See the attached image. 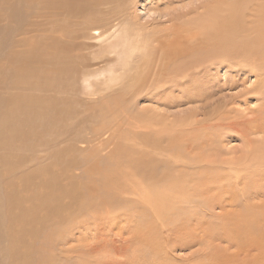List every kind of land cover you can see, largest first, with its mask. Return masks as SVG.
I'll list each match as a JSON object with an SVG mask.
<instances>
[{"label":"bare ground","instance_id":"bare-ground-1","mask_svg":"<svg viewBox=\"0 0 264 264\" xmlns=\"http://www.w3.org/2000/svg\"><path fill=\"white\" fill-rule=\"evenodd\" d=\"M126 1L0 0V229H12L8 223L12 222L17 212L21 215L24 226H29L34 220L29 208H24L25 204L22 205L19 195L15 194L16 183L18 189L25 185L26 191H29L27 181L18 179V174L14 178L13 175L10 176L14 172L21 173V167L28 162V159H22L25 157L23 153L18 154L16 149L46 147L59 140L62 135L67 136V133L71 136H67V141L72 147L75 140L84 138L69 125L71 114L80 110L79 106L74 108L69 104L84 101L79 98H64L62 95L64 92H74L80 79L83 80L85 89H102V93H108V96L102 95V100H106L103 105L109 108L113 107L121 95L147 98L150 94H164L163 92L169 93L175 89L182 91L185 81L197 79L199 72H207L209 67L223 65L234 66L236 69H253L259 78L258 90L264 94V0L263 6L256 8L254 12L255 19L248 20L245 18L247 0L227 1L230 5L228 7H225L228 4L226 0H215L209 4H201L200 7L198 5L203 11L195 12L190 24L196 29V33L190 31L188 41L175 48L156 45L159 40L158 32L136 24L134 18L130 20ZM257 3H260L259 0ZM35 9L43 15L52 13L55 16L52 18L56 20L50 19L55 21L53 26H47L49 21L41 29L51 31L54 36L40 37V34L38 38L31 40L32 36L28 35L26 26L28 19L35 15ZM251 15L253 14L250 17ZM172 19L176 21V16L172 15ZM77 25L78 29L75 28ZM89 39L102 47L100 67L84 64L81 53L73 54L74 48H88L90 44L86 40ZM100 76L103 81L92 84V79H100ZM226 85L232 87L235 84L232 82ZM262 107L250 122L254 126L245 128L246 136H249L250 131V134L264 133V105ZM154 116L152 117L155 118ZM224 117L228 119L226 115ZM82 119L87 121L88 118ZM212 123L213 126L207 124L208 128L219 125V122ZM148 127L149 130L141 139L151 149H141L138 159L130 162L132 172L138 179L128 185L129 189L123 192L119 190L121 198L138 203L135 210H138L141 221L150 226L138 233V248L137 251L134 250L136 253L130 264H174L170 258L173 249L167 240L190 234L194 242H209L211 239L208 237H211L228 242L229 246L236 248L229 257L224 252L216 251L211 264H264V238L261 235V227L264 225V211H261V206L264 207V169L261 168H264V160L230 166L221 164L223 167L220 165L222 168L217 170L220 172L216 171L218 174H207L209 171L200 173L206 162L187 158L196 149H208L211 143L203 136L200 137L201 132L198 134L203 129L198 127V123L191 128L186 127L189 130L187 132L192 131L190 134L186 133L188 137L183 139L180 138V133L184 130H179V133L175 129L173 131H177L176 133H170L166 125L163 130L157 125L149 124ZM228 127L234 130L239 126L230 124ZM235 131L241 132L239 129ZM199 138L207 142L200 141ZM162 141L170 148H162ZM136 151L135 149L134 152ZM154 151H167L168 155H156ZM67 152L71 153L67 159L60 160L62 163L73 164L78 160L79 156L73 154L74 149ZM64 153L63 148L50 151V155L60 156ZM190 161L204 162H197L201 165L197 169L199 173L190 175L188 170L196 167V162L192 166ZM212 161L209 162L213 168ZM55 175L53 173L47 180L50 183L46 182L52 190L59 180ZM227 175L231 176L227 178ZM42 184L45 185V182L40 184L38 181L31 186L36 185L37 188ZM122 186L124 187V182ZM113 196L108 195L107 200ZM44 198L45 195H40L41 200L44 201ZM24 199L22 203H29ZM103 200L106 199L102 198ZM5 201L8 202L6 212L2 207ZM227 207H230L229 211ZM21 208L23 209L19 212ZM216 208L220 209L217 214L214 213ZM232 208L236 218L222 216L232 212ZM214 218L219 220L220 229L217 231L212 227L217 222ZM9 229L7 232L11 237L13 230L8 231ZM8 233L3 232L2 235L6 236ZM13 245L9 241L8 246L11 248Z\"/></svg>","mask_w":264,"mask_h":264},{"label":"rangeland","instance_id":"rangeland-1","mask_svg":"<svg viewBox=\"0 0 264 264\" xmlns=\"http://www.w3.org/2000/svg\"><path fill=\"white\" fill-rule=\"evenodd\" d=\"M213 1L215 0H127L125 5L128 8L130 20L134 18L136 24L145 25L158 32L159 40L156 41V45L175 48L180 43L185 44L188 41L190 31L196 33V29L190 24L195 12L202 13L200 5ZM227 1L232 2L226 0V3ZM257 2L258 0H247L246 20L255 19L256 8L263 6V0H259L261 4ZM251 3L253 5L250 6ZM228 6H230L229 3L225 4V7ZM250 14L254 16L250 17ZM172 15L176 16V21L172 19ZM52 17L55 18L52 13L43 15L35 9V15L28 19L26 26L28 35L32 36L31 40L38 38L40 34H42L40 37L55 35L49 30L46 32L41 30L45 28L50 19H54ZM54 20H51L47 26H53ZM75 28L78 29L79 25ZM86 41L90 46L80 50L74 48L73 54L81 53L84 64H94L92 67H100L102 47H99L98 43L93 40ZM243 69L227 65L209 67L207 68L208 73L203 69L204 71L198 73L197 79L185 81L182 91L175 89L169 93L163 92L164 94L152 93L153 95L150 94L147 98L121 95L112 108L103 105L106 100H102V95L108 93H102V89H85L82 84L83 80L80 79L74 92H64L62 95L64 98L75 100L79 98L84 101V103L73 101L69 104L71 107L79 106L80 108L79 112L69 117V125L75 133H81L80 136L84 138L75 140L74 143H76L72 147L67 141V138L71 136L67 133L68 137L64 134L57 140L58 142H53L46 147L29 150L16 149L18 154L23 153L25 157L22 159H28V162L26 166L21 167V173L14 172L10 176L13 175L14 178V175L18 174L15 175L18 179L27 181L29 191H26L25 185L22 189H18V183H16L15 194L19 195V200L23 201L24 198V201L28 200L29 203L21 201V204H25L24 208H29L34 220L29 226H24L25 223L17 212L12 222L8 223L12 229L8 227L0 229V264H130L138 248V233L144 232V229L150 226L141 221L138 210H135L138 203L132 199L121 198L119 190L123 192L129 189L128 185L138 179L137 175L135 176L132 172L130 162L138 159L141 149H151L147 148L141 139L149 130V124L157 125L160 130H163L166 125L170 133L184 130L182 131L185 132L184 135L179 131L182 139L187 138V134L192 131L187 132V126L191 128L198 123V127L203 128L202 131H198V134L201 132L200 137L203 136L205 140L211 142L209 150L204 149L203 151L201 148V151L195 147L196 150L191 152L187 158L206 162L190 161V165L196 162L195 166L198 167L197 165L202 162L201 164L209 166L206 169V166L202 165V170L201 165L199 168L192 167L188 170L190 175L199 173V169L200 173L209 171L207 174L214 172L218 174L217 172L220 171L217 170L223 165L230 166L242 162V164H249V161L264 160V133L250 134V131L249 136L245 135L247 134L245 128L250 129L254 126L250 122L264 105V94L258 90L259 78L252 71L253 69ZM92 80L94 85L103 81L102 76L100 79L93 78ZM232 82L234 86L226 85ZM225 115L228 119L223 118ZM150 116L155 118H149ZM84 117L88 118L87 121L82 119ZM188 119L192 120L188 121ZM206 120L208 121L204 122ZM199 121L202 122L199 123ZM212 122H216L215 124L219 122L218 127L214 125L215 127L208 128V125L213 124ZM230 124H237L239 126L237 129L241 132L235 131L237 129H230L228 127ZM175 129L177 131H173ZM203 138L202 140L199 138L200 141H203ZM205 140L204 142H207ZM161 143L162 148H170L165 144L166 142ZM57 148L65 149V153L60 156L50 155V151ZM69 149L71 151L74 149L73 154L79 156L78 160L73 164L62 163L60 160L69 157L71 153L67 152ZM154 153L168 155L167 151H154ZM206 155H208L207 158ZM54 159L59 161H54ZM209 161L214 162L213 168ZM50 173H55L59 179L54 190L46 185L47 180L50 176L52 177ZM230 176L227 175V178ZM15 181L17 182V179ZM38 181L40 184L45 182V185H38L37 188L36 185L31 186L33 182ZM123 182L124 187L127 188L122 186ZM116 192L119 194L117 195ZM40 195L42 197L45 195L44 201L40 199ZM108 195L115 196L107 200ZM129 197L134 198V196ZM137 197L139 198L140 195ZM102 198L106 200L102 201ZM31 205L33 206L30 207ZM2 207L6 212L8 202H3ZM261 207V211H264V207ZM227 208L229 211L230 207ZM219 211L220 209L216 208L214 213L217 214ZM147 215L150 216V214ZM227 215H230L229 218L231 216V218H236L234 210L222 216ZM215 221L219 220L215 219ZM217 222L212 226L215 231L220 229L219 222ZM7 229L8 231L13 230L11 237ZM3 232L8 234L3 236ZM261 235L264 238V225L261 227ZM190 237L191 234L167 240L173 249L170 253L172 263L203 264L206 262L208 264L210 261L211 264L216 251L224 252L225 256L229 257L236 250L229 246L228 242L215 240V238L208 237L211 239L209 242L208 240L194 242ZM9 241L14 243L11 248L8 246Z\"/></svg>","mask_w":264,"mask_h":264}]
</instances>
